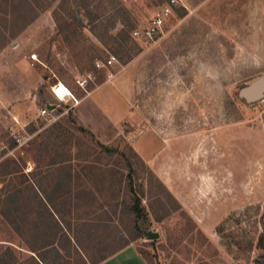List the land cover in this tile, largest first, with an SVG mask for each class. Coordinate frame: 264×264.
Instances as JSON below:
<instances>
[{
	"label": "rangeland",
	"instance_id": "374dc122",
	"mask_svg": "<svg viewBox=\"0 0 264 264\" xmlns=\"http://www.w3.org/2000/svg\"><path fill=\"white\" fill-rule=\"evenodd\" d=\"M26 1L22 30L23 0H0V52L18 45L44 79L27 126L0 118V264H96L128 245L147 264H264V100L238 96L264 77L258 0H188L154 42L131 32L166 0ZM58 82L81 104L40 116ZM103 84L132 91L116 124L89 100Z\"/></svg>",
	"mask_w": 264,
	"mask_h": 264
},
{
	"label": "crops",
	"instance_id": "0c3cea01",
	"mask_svg": "<svg viewBox=\"0 0 264 264\" xmlns=\"http://www.w3.org/2000/svg\"><path fill=\"white\" fill-rule=\"evenodd\" d=\"M258 7L263 14L264 22V0H258ZM260 30L264 31V25L260 27ZM18 48V45L12 48L11 52L15 51V55H12V53L7 55L6 49L0 52V118H4L6 121L14 118L15 122L11 121L13 123L12 126L23 129L29 121L24 119L22 111H25V109H37L35 92L44 79L34 74L29 78L27 71L29 70L28 66L31 64L27 61L26 55L21 59L20 56L16 55ZM13 70L16 71L15 79L14 73H12ZM6 81L9 84L12 81L15 83L11 84V90L6 86ZM22 94H24V97ZM131 96L132 91L130 92V90L122 91L114 84H103L90 93L89 100L107 122L116 124L129 115L128 104ZM121 106H124L123 113L121 112L123 110ZM113 110H120V115L114 117ZM152 157L146 147L143 150L142 158L151 162ZM97 264H147V262L140 256L137 249L128 245Z\"/></svg>",
	"mask_w": 264,
	"mask_h": 264
},
{
	"label": "built area",
	"instance_id": "2783aa9c",
	"mask_svg": "<svg viewBox=\"0 0 264 264\" xmlns=\"http://www.w3.org/2000/svg\"><path fill=\"white\" fill-rule=\"evenodd\" d=\"M188 0H166L162 6L159 8L157 14L148 22V24L142 28H135L131 32V36L140 42H154L158 39L163 33V28L167 21L175 15L178 9H188L187 7ZM114 58L111 57L108 60V64H112ZM91 78L89 76H82L76 79L77 86L85 90L88 86V82ZM61 82H58L56 85L51 87V92L55 96L57 103L55 104H45L40 111V116H51L53 113L57 112V109L60 108L61 104L73 109L81 104V100L76 98L72 91L65 86L64 90L61 92L62 96H58L55 92V89L58 90ZM55 115H52L54 119ZM14 138H18L14 133L12 134Z\"/></svg>",
	"mask_w": 264,
	"mask_h": 264
},
{
	"label": "trees",
	"instance_id": "16d2710c",
	"mask_svg": "<svg viewBox=\"0 0 264 264\" xmlns=\"http://www.w3.org/2000/svg\"><path fill=\"white\" fill-rule=\"evenodd\" d=\"M26 4H27V1H26V0H23V2H22V4H21V5H22V9H21V11H17V10H15V12L13 11L14 15L17 14L18 17H22V18H23V17L25 16L24 19H23V24L21 25L22 30H23L26 26H28V25L34 20V18H35V17H31V18L25 20V18H26L27 16H29V15L32 14V12H31L28 8L24 7V6H26ZM73 20L76 21V22L79 21L77 18H73ZM22 30H21V31H22ZM17 35H18V32H17V33H13V34L10 35V37H8V38H15ZM6 40H7V36H6V39H5V38L3 39V42L1 43L0 48L3 46V44H5V41H6ZM57 112H58V111H57ZM127 133H128V131H125V132H124V135L127 134ZM122 139H124V138H122ZM128 190H129V192H130L131 194H133V198H134V200H133V202H132V204H131L132 212H133L134 216H136L137 219H140V218H142V217L145 215V214H144V207H143L142 204H141V200H140V198H139V196H138V193H137L136 191L133 190V187H132L131 183H130V185H129ZM128 208H129V207H128ZM144 217H145V216H144ZM144 217H143V218H144ZM138 230H139V229H138ZM141 233H142L141 230L137 231V235L135 236V238H136V239L140 238L141 235H142ZM124 247H126V246H124ZM124 247H122V248H124ZM122 248L118 249L117 251L121 250ZM117 251H115V252H117ZM112 254H114V253H112ZM112 254H111V255H112ZM111 255H109V256H111ZM109 256L103 258L101 261L105 260V259L108 258ZM101 261H99V262H101ZM99 262H97V263H99ZM97 263H96V264H97Z\"/></svg>",
	"mask_w": 264,
	"mask_h": 264
},
{
	"label": "water",
	"instance_id": "95a60500",
	"mask_svg": "<svg viewBox=\"0 0 264 264\" xmlns=\"http://www.w3.org/2000/svg\"><path fill=\"white\" fill-rule=\"evenodd\" d=\"M238 96L242 101L249 105L264 100V78L259 77L243 86L239 90ZM157 236V234L152 233L147 235V238L152 240L157 238Z\"/></svg>",
	"mask_w": 264,
	"mask_h": 264
}]
</instances>
